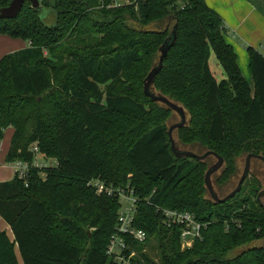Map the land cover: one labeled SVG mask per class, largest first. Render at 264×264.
Returning <instances> with one entry per match:
<instances>
[{"label":"trees","instance_id":"obj_1","mask_svg":"<svg viewBox=\"0 0 264 264\" xmlns=\"http://www.w3.org/2000/svg\"><path fill=\"white\" fill-rule=\"evenodd\" d=\"M11 1L0 0V7ZM40 1L37 8L27 1L18 16L0 19V34L30 43L0 59V140L14 128L7 162L31 159L30 145L38 142L57 164L33 169L27 184L16 176L0 182V216L13 231L11 238L0 230V264H20L16 247L23 264H118L106 248L120 203L88 185L97 176L135 188L137 227L148 232V239L170 235L164 264H264V246L252 244L264 238L258 177L253 174L252 183L246 179L224 203L202 196L209 194L207 160L176 156L166 127L158 118L147 124V107L118 89L143 55L151 58L148 75L177 25L153 85L188 111V123L178 130L205 136L207 145L199 139L180 141L205 144L224 158L213 175L224 186L237 173L241 156H264V55L247 47L253 89L226 39L222 17L205 0H142L137 9L99 7V0ZM42 7L53 10L54 24L44 22ZM212 53L226 75L221 80L211 69ZM146 76L143 96L173 112L144 93ZM111 116L143 121L129 134L123 153H103L93 137L109 131ZM158 207L195 213L206 223L202 238L181 250L180 228L166 227Z\"/></svg>","mask_w":264,"mask_h":264},{"label":"rangeland","instance_id":"obj_2","mask_svg":"<svg viewBox=\"0 0 264 264\" xmlns=\"http://www.w3.org/2000/svg\"><path fill=\"white\" fill-rule=\"evenodd\" d=\"M42 2V1H41ZM41 16L43 17V20L46 24L52 25L56 21V15L53 12L52 9L50 8H45L42 7L40 9ZM162 28V25H153L152 28ZM245 29H247V26H245ZM101 34H98L100 37ZM242 36H246L243 33H240ZM6 39L12 41L11 42H6ZM262 42V44L260 43ZM27 41L21 38H9L7 35L0 34V59L8 54L9 52L16 51L18 50L22 44H26ZM237 44V43H236ZM239 44V43H238ZM240 45V44H239ZM246 50L249 44H245ZM256 46V45H255ZM157 48L156 47V57H157ZM256 49H258L263 55H264V38L262 41H259L257 43ZM47 53V52H46ZM215 55V54H214ZM247 56V55H246ZM216 57V56H214ZM66 61L67 58L66 56L64 57ZM215 59V58H214ZM213 58L210 59L211 65L215 73L221 78L223 76V69L219 67L216 63L217 59L214 60ZM239 63L242 68V72L245 76L246 79L250 81L251 87L254 89V82L251 76L250 71L248 70L247 67V59L246 62L243 61L242 57L239 58ZM151 66V58L147 57L146 55H143V58L140 62L136 63L133 65L130 69H128L125 72V80L118 85V89L120 92L126 93L133 97L135 100H137L140 103H143L147 109L149 110V118H145L144 121H146L147 124L151 125L154 122H156V118H158V122L162 123L167 131H169L170 127L180 121V117L177 113L171 112V113H166L165 110L161 109L159 106L157 107L156 105L152 104L147 98L143 96V79L146 76L147 72L149 71ZM225 78V75L223 76ZM109 124H110V129L108 132L101 133L97 132L94 134L93 137L96 139V143H98L99 147H102V152L106 153L107 151L110 153H113V151L117 150L120 153H123V147H125V144L127 142V138L129 134L135 130L136 127L141 125V123L133 124L131 121L133 119L129 117H123V116H111L109 117ZM10 132L11 130L6 129L4 133L3 139L0 140V143L3 148V153L0 155V180L1 179H6L10 180L14 177V171L11 168L10 164L6 160V152L9 149L10 145ZM174 138L176 140V145L180 149H190L193 150L191 147L196 146L197 150H195L197 153H204L207 150V139L205 136H199L197 133L194 131H179L178 129L174 130ZM181 138H185L189 141H193L195 139H199L203 141L205 144L200 145L199 143L197 144H183L180 141ZM111 138H115V141H111ZM108 140L109 142H107ZM112 142V143H111ZM113 144V146H111ZM116 147V148H115ZM194 151V150H193ZM246 155L241 156L238 161H237V173L228 181L227 184H224L223 187L220 188L221 195H225L228 193L231 189H233L236 185L237 182L243 172L244 168V163H245V158ZM217 159L213 156H210L207 158V162L209 163V166L212 165L214 162H216ZM213 162V163H212ZM207 170V169H206ZM252 172V173H251ZM253 174H257L263 181V185L260 184L262 187H264V164L261 160H253L252 161V166H251V171L248 177L246 178L250 183L253 182ZM216 175L213 177L215 180ZM245 182V185L247 182ZM254 184V183H253ZM256 186V185H255ZM250 189V188H248ZM202 196L210 197L208 193H203ZM264 202V200H263ZM0 228H3L7 234L13 238V231L11 227L8 225V223L0 216ZM66 235L70 238V240L74 243H80L83 245V242H80L79 240L76 239V237L71 236V234L66 233ZM170 236V235H168ZM168 236L164 239L161 238V236L157 234L151 235L147 242L141 245H137L136 249L138 251V256H136L133 261V264H164L163 262V254H164V246L167 245L168 249H170V244H169V239ZM253 245L257 246H264V238L261 240L254 241L252 243ZM248 244L235 248V250L230 251L228 254L229 256H234L238 252H240L242 249L246 248ZM186 248H183L181 245V250H184ZM16 253L18 255V259L20 264H23V260L20 256L19 250L16 247ZM194 257V256H192Z\"/></svg>","mask_w":264,"mask_h":264},{"label":"built area","instance_id":"obj_3","mask_svg":"<svg viewBox=\"0 0 264 264\" xmlns=\"http://www.w3.org/2000/svg\"><path fill=\"white\" fill-rule=\"evenodd\" d=\"M142 0H99V7H117L121 5H134L138 8ZM182 5L183 2H182ZM3 148L0 143V154ZM31 159H16L8 162L14 171V176L28 183L33 169L50 167L57 164L55 158L47 157L41 150L38 142L30 145ZM43 178L44 173L40 174ZM88 185L97 193L116 198L119 203L115 231L111 235L106 252L118 264H133V259L138 256L136 244L144 243L148 239V232L136 225L138 202L140 199L135 193V188L129 183L115 185L107 179L97 176L89 180ZM166 227H179L180 240L183 248H189L196 239L202 238L204 221H200L196 214L189 210H178L158 207ZM228 228V226H227Z\"/></svg>","mask_w":264,"mask_h":264},{"label":"water","instance_id":"obj_4","mask_svg":"<svg viewBox=\"0 0 264 264\" xmlns=\"http://www.w3.org/2000/svg\"><path fill=\"white\" fill-rule=\"evenodd\" d=\"M29 1L32 3V7H39L41 4L40 0H12L7 6L0 7V19L4 18H15L21 12L25 3ZM124 1V0H121ZM176 29L177 25H174L173 29L169 37L164 41V43L159 47V58L155 65L152 67L148 75L144 80V93L151 98L154 102H159L165 105L167 108L171 109L173 112L177 113L180 117V121L173 124L169 131V138L171 142V148L176 156L181 157H192L198 160H204L210 156H213L217 159V161L208 167L205 173V185L209 192L210 197L216 203H224L227 200L234 197L242 188V185L251 171L252 161L253 159H259L264 164V156L261 154L256 153H249L245 158L243 172L237 182V185L232 189L229 193L224 196H220L218 193L214 182H213V175L217 173L224 165V158L219 155L216 151L213 150H206L202 154H198L190 149H180L176 145V140L174 138V130L180 127L185 126L189 121V114L185 107L172 100L170 97L164 95L163 93L157 91L154 88V81L157 74L161 71L164 63V59L166 58L168 51L170 50L171 46L174 44L176 40ZM264 197V188L261 189L257 195V200L261 207L264 208V202L262 198Z\"/></svg>","mask_w":264,"mask_h":264},{"label":"crops","instance_id":"obj_5","mask_svg":"<svg viewBox=\"0 0 264 264\" xmlns=\"http://www.w3.org/2000/svg\"><path fill=\"white\" fill-rule=\"evenodd\" d=\"M205 2L212 9L218 12V14L222 17L224 25L227 28L226 39L228 40V42H230L234 46L238 54V61L240 57H242L244 62H246V59H247V67H248V70L250 71V58L246 50L245 44L247 42L249 46H253L256 48L257 43L259 41H262V39L264 38V0H205ZM245 26H247V29H245ZM240 33H243L246 36H242L240 35ZM6 42L12 43V41L8 39H6ZM260 43L262 44V42ZM29 45L30 43L27 41V43L22 44L19 49L25 48ZM214 56H215L214 53H212L210 59L212 58L217 59ZM216 63L219 67H221L218 60L216 61ZM210 66H211V69L214 75L217 77L218 80H221L222 78H224L223 77L225 75L224 72H223V76L220 78L213 70L211 62H210ZM251 76H252V73H251ZM252 79H253V76H252ZM248 82L250 83L249 80ZM7 129L11 130L10 132V141H11L12 136L14 134V128L9 127ZM1 181H8V180L1 179L0 182ZM0 230H4V229L0 228Z\"/></svg>","mask_w":264,"mask_h":264},{"label":"flooded vegetation","instance_id":"obj_6","mask_svg":"<svg viewBox=\"0 0 264 264\" xmlns=\"http://www.w3.org/2000/svg\"><path fill=\"white\" fill-rule=\"evenodd\" d=\"M191 148L194 150V152H196L195 150H197V148H196L195 145L192 146ZM193 150H192V151H193ZM196 153H197V152H196ZM198 154H201V153H198ZM204 160H207V158L204 159ZM212 163H213V162H212ZM214 163H215V162H214ZM214 163H213V164H214ZM208 164H209V163H208ZM210 166H211V165H210ZM251 173H252V172H251ZM254 175H256V176L258 177V179L261 181V184L263 185V183H262L263 180H262L257 174H254ZM213 182L215 183V185H216L215 187H216L218 193L220 194V196H224V195H221V191H220V188L223 187V186H220V185L217 183L216 179H215V180L213 179ZM263 188H264V187H263ZM263 188H262V189H263ZM233 189H234V188H233ZM231 190H232V189H231ZM229 192H230V191H229ZM229 192H228V193H229ZM226 194H227V193H226ZM226 194H225V195H226ZM262 200H264V197L262 198Z\"/></svg>","mask_w":264,"mask_h":264}]
</instances>
